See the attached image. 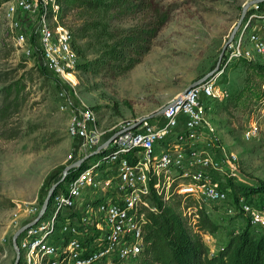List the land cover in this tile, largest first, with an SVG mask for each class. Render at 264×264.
Instances as JSON below:
<instances>
[{"label": "built area", "instance_id": "built-area-1", "mask_svg": "<svg viewBox=\"0 0 264 264\" xmlns=\"http://www.w3.org/2000/svg\"><path fill=\"white\" fill-rule=\"evenodd\" d=\"M61 12L60 0L0 4L16 51L64 83L59 109L71 115L67 134L76 146L70 161L84 158L72 168L84 167L52 193L38 219L45 197L27 209L24 224L36 221L14 242L18 264L134 263L145 248L149 215L174 201L180 203L176 210L190 235L201 237L200 211L209 215L204 205L221 206L230 216L240 212L252 229H264V205L258 209L242 194L233 198L229 181L236 183L238 155L222 141L209 114L214 103L229 97L220 87L226 69L236 62L264 67V5L254 3L242 12L211 76L141 122L136 117L108 129L100 128L98 112L77 93L79 56ZM256 132L255 125L249 126L243 139Z\"/></svg>", "mask_w": 264, "mask_h": 264}, {"label": "rangeland", "instance_id": "rangeland-1", "mask_svg": "<svg viewBox=\"0 0 264 264\" xmlns=\"http://www.w3.org/2000/svg\"><path fill=\"white\" fill-rule=\"evenodd\" d=\"M249 1L135 0V10L115 17L100 8L61 0V21L72 33L78 65H88L87 69L76 67L77 93L98 112L100 128L152 115L212 71ZM146 27L156 32L138 62L123 73L107 66L109 33ZM6 32L0 17V89L8 83L3 80L7 75L11 80L23 76L25 83L19 111L7 126L0 125V264H13V234L24 225L27 209L41 202L61 179L76 146L67 134L71 115L59 109L58 92L64 83L47 72L42 74L41 66L32 65L16 51ZM220 82L229 97L214 103L209 114L222 141L238 155L236 183L264 181V75L253 64L236 62L220 76ZM251 125L257 132L245 140L243 132ZM15 130L17 135L8 138ZM252 198L254 206L262 209L264 194L255 193ZM179 204L173 202L176 208ZM204 206L218 225L213 232L200 233L212 254L249 222L230 216L221 206Z\"/></svg>", "mask_w": 264, "mask_h": 264}, {"label": "trees", "instance_id": "trees-1", "mask_svg": "<svg viewBox=\"0 0 264 264\" xmlns=\"http://www.w3.org/2000/svg\"><path fill=\"white\" fill-rule=\"evenodd\" d=\"M61 1V0H60ZM66 4H78L91 9H103L111 12L115 17H120L135 10L138 4L135 0H62ZM2 0H0L1 4ZM260 5H264L261 2ZM164 18H161L159 24ZM156 28H142L139 31L121 30L120 35L109 33L110 43L105 54L110 66L116 73L129 70L139 57L148 49V40L154 36ZM110 64V65H109ZM264 75V67L256 65ZM84 69L87 64L78 65ZM41 68V67H40ZM42 74L45 69L41 68ZM14 78V77H13ZM12 78V79H13ZM54 78V77H52ZM56 80V78H54ZM4 82H8L0 89V125L7 126L12 117L19 111L24 101L22 92L25 88L23 76L16 80L5 76ZM11 80V81H10ZM17 135L13 131L8 138ZM71 168L64 180L60 182L54 191L62 187L70 178L75 176L81 168ZM233 188V198L242 194L246 201L253 202V195L264 194V181L260 180L252 185L237 184L229 181ZM160 207V205H159ZM240 213L236 216H242ZM199 226L201 229L211 232L218 228L207 214L200 211ZM145 248L138 260L131 264H264V229L257 231L252 229L249 223L237 233L228 237L227 241L213 254H209L208 247L198 235H190L179 217L176 207H160L158 212L149 215L145 225Z\"/></svg>", "mask_w": 264, "mask_h": 264}, {"label": "water", "instance_id": "water-1", "mask_svg": "<svg viewBox=\"0 0 264 264\" xmlns=\"http://www.w3.org/2000/svg\"><path fill=\"white\" fill-rule=\"evenodd\" d=\"M261 2H264V0H251V1H249L248 3H246V5L244 6L243 11H244L249 5L254 4V3H261ZM236 27H237V25L234 27L233 32L235 31ZM233 32H232V33H233ZM223 48H224V46L222 47V51H223ZM222 51H221V53H220V56H219L218 62H219V60H220V58H221ZM218 62H217V63H218ZM213 72H214V70L208 72L207 74H205L203 77H201L200 79H198L197 81H195V82H194L193 84H191L190 86H196V85L200 84V83L203 82L207 77L211 76V75L213 74ZM190 86H189V87H190ZM142 120H143V119H141L140 122H141ZM138 124H139V122L135 123L134 125H132L131 128H134V127L137 126ZM117 134H118V132L114 133V134H113V135L107 140V142H110L111 140H113L114 137H115ZM83 161H84V158H80V159L76 160L74 163H71V164H69V165H67V166L64 167V169H63V175H62L61 179H60L59 181H57L56 183H54V184L49 188V190H48V192H47V194H46V196H45V198H44V200H43V202H42V206H41L40 212H39V214H38V216H37L36 219H38V218L44 213V211H45V209H46V207H47L48 201H49V199H50L52 193L54 192V189L57 187V185H58L60 182H62V181L64 180V178H65V176L67 175L68 171H69L73 166H75V165H76V166H80V165L82 164ZM36 219H35L33 222H35ZM33 222H32V223H33ZM32 223H26V224L22 225V226L19 227V228L15 231V233L13 234V237H12V243H13L14 250H15V258H14L13 264H18V260H19V251H18V248L14 245V242L16 241V238H17V236L19 235V233H20L21 231H23L25 228H27L28 226H30Z\"/></svg>", "mask_w": 264, "mask_h": 264}, {"label": "crops", "instance_id": "crops-1", "mask_svg": "<svg viewBox=\"0 0 264 264\" xmlns=\"http://www.w3.org/2000/svg\"><path fill=\"white\" fill-rule=\"evenodd\" d=\"M74 142V141H73Z\"/></svg>", "mask_w": 264, "mask_h": 264}]
</instances>
